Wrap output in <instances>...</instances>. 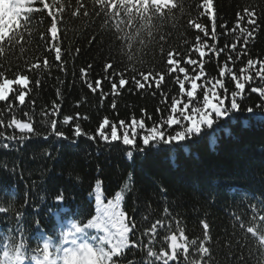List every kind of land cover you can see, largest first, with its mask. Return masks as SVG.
Wrapping results in <instances>:
<instances>
[{"label":"trees","instance_id":"trees-1","mask_svg":"<svg viewBox=\"0 0 264 264\" xmlns=\"http://www.w3.org/2000/svg\"><path fill=\"white\" fill-rule=\"evenodd\" d=\"M47 3L51 15L35 3L36 10H31L14 30L10 39L14 41L0 44V72L6 78L24 74L30 81L25 105L13 100L9 111L6 102L0 101V120L4 122L0 132L5 134L0 136V207L6 209L0 212V225L14 238L19 230L25 236L43 230L50 235L47 241L54 251L62 245L61 235L55 231L59 220L69 214L83 224L84 211L87 209L89 216L93 211L92 193L108 200L121 192L125 221L131 218L136 223L130 235L135 246L131 244L126 250L121 264H163L149 257L148 249L166 251L165 237L172 233L179 236L180 229L185 236L187 232H207L204 247L211 251L209 264H264V248L257 249L245 233L254 224H262L257 212L264 206V128H258L253 119H264V108L257 107L262 101L259 90L264 89V77L257 74L264 63V0H213L210 14L202 7L203 0H170L163 11L162 7L154 10L140 4L129 10L115 0ZM246 9L254 14V25L248 24ZM54 17L56 39L50 34ZM194 23L202 24L208 35ZM202 43L224 51L217 55L211 47H201L205 53L201 57L196 48ZM233 44L235 51H231ZM54 45L61 48V61L55 60ZM169 52L189 76L199 75L198 85L222 80L231 92L235 90L231 74L240 77L238 82L245 88L243 98L237 97L239 110L233 111L238 122L233 133L218 132L210 138L213 130L209 133L203 127L200 134L180 142L183 146L152 142L144 146V155L134 152L129 159L127 151L131 149L122 141L77 138L72 132L75 121L62 123L64 116L79 114L82 129L95 135L105 116L113 122H130L132 117L141 118L142 113L158 118V110L166 116L171 98L181 97L177 77L184 78V74L170 71ZM189 58L197 64H186ZM248 59L255 62L252 67H246ZM221 68H225L223 77ZM81 69H85L84 74ZM120 78L127 81L123 88ZM97 79L102 81L101 89L93 92L87 84L95 85ZM135 81L144 87H137ZM112 82L117 83V93L112 92ZM252 88L258 91L252 92ZM185 89L189 90L188 81ZM4 94L0 88V96ZM54 101L59 106L55 114ZM24 112L32 116L33 133L22 134L7 126L13 116L28 121ZM52 119L68 139L51 134ZM15 132L16 142L6 139ZM21 135L28 138L20 141ZM129 174L132 181L125 189ZM97 180L101 182L99 191ZM60 193L64 200L57 204L55 197ZM248 194L253 198L246 208L236 199ZM157 220L166 225L156 228L155 235L160 237L150 232ZM196 262L203 264L204 260ZM169 264L185 262L177 256Z\"/></svg>","mask_w":264,"mask_h":264},{"label":"snow or ice","instance_id":"snow-or-ice-1","mask_svg":"<svg viewBox=\"0 0 264 264\" xmlns=\"http://www.w3.org/2000/svg\"><path fill=\"white\" fill-rule=\"evenodd\" d=\"M45 9L49 8V4L45 3L44 0H40ZM135 3L136 0H133ZM47 5V6H46ZM137 7L139 5L137 4ZM202 7L210 14L213 9V0H203ZM36 10V9H34ZM165 10L162 8V11ZM248 16V24L254 25L255 20L252 18L253 13L249 10H245ZM50 15L52 13H49ZM240 20H243L244 17L240 16ZM24 21L17 17V22L11 25V29H15L17 24H23ZM194 27L199 29L201 32L208 35V32L205 30L202 24L194 23ZM9 30L7 36H5L0 42H4L8 40V37L11 36L12 30ZM51 35L53 39L57 38V21L55 17L51 23ZM244 32L248 33V36L252 35V32L248 31V29H244ZM254 31V29H253ZM212 37L215 39V20L213 17V31ZM199 37L197 40L199 41ZM55 49V60L61 61V48L58 45L53 46ZM201 47H211L213 51L219 55V52L224 51V49L216 50L215 45H207L206 43H202L197 46L196 50L199 52V55L203 57L205 53L201 50ZM227 47V46H226ZM236 50V45L233 44L231 46V51ZM169 60L168 63L173 65L170 69L172 72L178 71L179 73L184 74V78L180 79L177 77L176 83L179 85L181 97L173 96L171 98V104L168 109V114L164 116L161 110H158V118L152 117H144L142 113V117L137 119L136 117H132L130 122L125 120H119L113 122L107 116H105L96 129L95 135L86 133L79 123V114L66 115L63 117L62 123L64 125H71L74 123V127L72 128L74 137L86 136L90 140H95L99 137L100 140L111 143L114 141H122V144L125 146H129L131 150L127 151V156L129 159L133 157L134 152H144V146H149L152 142H162L164 144H173L176 143L180 146V142H184L188 139H191L194 135L200 134L202 132L203 127L212 128L214 124V120H218L224 116L229 115L233 111H238L240 105L237 101V97L240 96L242 99V90L245 88V84L242 82H238L240 77L231 74V80L234 82V89L229 92L227 85L221 80L218 82H203L201 84H197V80L200 79L199 75L189 76L187 74V69L185 67H180V61L174 60L172 58V53L168 54ZM237 58H239V54H237ZM233 57L231 55L228 56V60L232 61ZM44 65L49 66V61L44 60ZM188 65L197 64V61L189 58L185 61ZM254 61L252 59H248L246 67H252L254 65ZM106 67H111V65H107ZM200 70H203L202 62H200ZM195 71V69L193 70ZM230 71V70H229ZM241 74L244 73L245 69L242 68ZM81 73H85V69H81ZM258 75L264 77V63H261V69L257 73ZM225 75V68L220 69V76L223 77ZM162 78V77H161ZM145 80L148 79L147 76L144 77ZM245 80H250V77L245 76ZM185 81L189 82V90L185 89ZM29 77L24 74H16L12 78H6L3 72H0V88L5 90V94L0 96V101L6 102L7 108L9 111L13 109V100L17 101L19 105H25L26 96L29 92ZM39 84V81H36ZM137 87H144L139 81H135ZM211 83L212 86L209 87L208 84ZM102 81L97 79L95 81V85L89 82L87 87L91 89L93 92L101 89ZM127 84V81L124 78L119 79V86L123 88ZM18 86V87H17ZM117 83H111V89L113 93H117ZM252 92H257L256 88L251 89ZM198 92H202V96H198ZM259 94L262 98L261 104L257 105V107L264 108V89L259 90ZM59 95V92H58ZM11 96V99H10ZM183 97L187 99L184 100ZM227 101V105L226 102ZM115 108V104L112 105ZM53 114L59 111V106L56 102H53L52 105ZM247 111H253L252 108H248ZM24 116L28 117V121H24L22 119L16 118L13 116L8 123V127H14L19 130L20 133H33L34 128L33 124L30 122L32 116L28 112L23 113ZM83 119H87L84 117ZM150 121V123H147ZM3 120H0V125H3ZM51 134L56 137H63L64 139H68L65 133L61 130H57V121L52 119L50 121ZM122 130V131H119ZM3 132H0V136H4ZM26 135H21L19 137L20 141L27 139ZM7 140H16V136H7ZM140 140V145L137 144V140ZM142 145V146H141ZM4 147L7 148L8 144H4ZM99 171V170H98ZM132 181V176L129 174L128 180L124 185L125 189L130 188V184ZM101 182L99 180L96 181V190L99 191ZM97 204L103 203L101 200V196L97 195L95 197ZM123 199L121 192H116L114 205L113 200L109 199L107 201V207L104 209V214L107 217V221L109 224L116 226L119 225V241L120 243L112 244L111 240L107 239L106 236H100L99 238L93 236L91 239L96 241L98 239V243H90L88 239V229H100L101 225L96 223L94 219L88 220L87 223H84L83 226L77 223L71 224V231L65 233L64 235V243H69V247H64L63 245L56 247L57 257L56 259H50L49 253V243L43 244L44 249V260L46 264H118L117 260L114 258L122 257L123 249L129 246L128 244V234L133 232V229L136 228V223L131 219L127 218V223H125L126 213L122 210H119L118 204L119 201ZM64 200L63 193L58 194L55 197V202L57 204H62ZM6 209L4 207H0V212H4ZM167 212V209L164 210ZM166 225L162 220H157L155 224L151 226L150 232L155 235L156 228H164ZM204 228L207 230L208 225L204 224ZM104 232H108V228L105 227L103 229ZM249 233H253V229L249 227L247 229ZM134 234V233H133ZM38 236L43 238V233H39ZM205 236L207 237V232H205ZM0 237L7 239L10 243L7 248L3 250V264H20V261L23 259V251L24 243L23 237H21V242L16 243L12 236L4 237L3 233H0ZM70 238V239H69ZM168 242V248L171 250L170 254L167 251H160L156 253L151 248L148 249V256L155 257L156 260L163 261V264H169V261L175 260L177 258V252L181 251L185 254V259H187L188 253V245L191 243L192 245L196 244L195 240L189 242L187 236H185L183 229L179 230V236L175 233L168 235L165 237ZM264 243V240L261 241ZM107 243L109 247L105 248L104 245ZM151 243V242H150ZM135 244H133V247ZM198 251L200 253H208V248L204 247L203 244L200 245ZM132 264V262H130ZM190 264H198L196 261H191Z\"/></svg>","mask_w":264,"mask_h":264},{"label":"bare ground","instance_id":"bare-ground-1","mask_svg":"<svg viewBox=\"0 0 264 264\" xmlns=\"http://www.w3.org/2000/svg\"><path fill=\"white\" fill-rule=\"evenodd\" d=\"M10 136H16V132L15 133H12ZM206 137V136H205ZM207 138V137H206ZM12 142H16V140H10ZM15 144V143H13ZM142 155H144L142 153ZM257 196L259 195V193H255ZM253 198L252 195L248 194L246 195L245 197H240V198H237L236 201H242V203L245 204L246 208H247V205L249 203V201ZM264 203V198L261 199ZM264 207V206H263ZM236 221H238L236 219ZM27 228H29V226H27ZM252 229H253V233H246V235L251 239V242L254 244V246L257 248V249H260V248H263L264 247V243H262L261 241L264 240V224H259V223H256L252 226ZM175 230V229H174ZM156 237H160V235H155ZM189 242H191L192 240H195L196 241V244L195 245H192L191 243H189V245L191 246V249L193 251H198L199 247L201 244H203L205 246V244L207 243V237L205 236V234L203 232H201L200 235H198L197 233H189L187 232L186 234ZM199 261V258L197 259ZM201 260V259H200ZM204 262L203 264H209L211 262L210 260V255H207L204 259Z\"/></svg>","mask_w":264,"mask_h":264},{"label":"rangeland","instance_id":"rangeland-1","mask_svg":"<svg viewBox=\"0 0 264 264\" xmlns=\"http://www.w3.org/2000/svg\"><path fill=\"white\" fill-rule=\"evenodd\" d=\"M164 1L165 0H152V2L153 3H155V4H163L164 3ZM96 203H97V201H96ZM98 205V204H97ZM98 213H99V215H102L103 213H104V211L102 212V207L100 206V204L98 205ZM98 224H100L101 225V228L100 229H104L105 228V226L102 224V223H98ZM118 225V224H117ZM116 225V226H117Z\"/></svg>","mask_w":264,"mask_h":264}]
</instances>
